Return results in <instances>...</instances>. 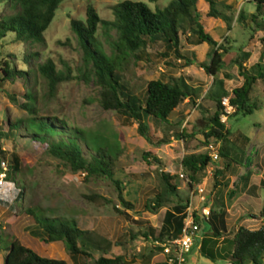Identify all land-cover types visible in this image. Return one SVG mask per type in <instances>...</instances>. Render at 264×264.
I'll list each match as a JSON object with an SVG mask.
<instances>
[{
	"label": "rangeland",
	"instance_id": "1",
	"mask_svg": "<svg viewBox=\"0 0 264 264\" xmlns=\"http://www.w3.org/2000/svg\"><path fill=\"white\" fill-rule=\"evenodd\" d=\"M121 0H62L54 16L43 31V40L32 44L11 42L8 38L0 41V48L10 60L15 69L29 71L27 81L19 78L0 81V126L6 131L7 123L19 117H26L27 111L21 106L27 98L25 93L31 91L35 100V115H52L63 118L69 125H75L85 130L94 145H104L110 148L117 144L121 152L115 160L114 178L120 183V189L108 178H87L83 172H72L62 161L48 152L42 146L35 147L27 138L0 137V147L5 151L2 157L4 165L11 164L12 153L19 159V170L12 172L0 185V239L1 244L9 237L6 233L16 236L22 243L37 254L45 257L67 259L69 264H94V259L105 254L107 257L122 255L125 264H163V255L155 246L154 240H148L137 234L143 230L146 222L158 230L161 226L164 211L170 205L159 207L155 212L146 208V202L156 192L161 191L163 182L161 172L172 175L173 181L182 196H188L190 188L184 180L178 177L180 158L187 152H203L206 143L202 131L208 123V117L215 109L212 98L204 96L201 106L190 109L187 121L171 126V115L168 121L147 117L150 141L138 134L136 122L126 118L113 109H103L94 98L95 84L92 79L84 80L80 72L84 67L83 50L77 35L70 27V20L84 19L87 4L96 9L99 17L111 20V6ZM150 8L163 7L169 0H144ZM231 7L226 8L222 2H217L218 10L223 11L232 20L230 29L226 28L224 20L207 15L208 3L198 0L196 8L201 16V22L213 38L227 47L228 50L249 56L242 62L246 68L260 60L264 62L263 31L256 28L249 14L255 12V0H223ZM8 0H0V17L15 12L16 7ZM241 14L243 18H238ZM262 17L264 18V5ZM8 36V34H7ZM114 29L107 30L99 23L96 38L106 54L110 53L109 38H115ZM182 48L191 46L182 37ZM204 46V47H203ZM209 45L198 44L196 56L198 60L208 61ZM161 44L147 47L132 57L127 63L123 80L137 93L142 92L151 78H164L170 75H182L195 84L199 96L212 85V77L196 64L178 68L181 61L175 65L164 64V57L159 55ZM37 52L25 61L23 55ZM224 54V53H223ZM261 56V57H260ZM50 59L57 70L69 75L68 79L60 81L54 90L49 89L47 80L36 70V65ZM89 66V65H88ZM219 85H213V91L219 89L221 96L231 93V89L240 85L242 76L236 64L226 65L217 74ZM205 88V90H204ZM203 89V91H202ZM251 98L257 99L259 108L249 114L238 113L229 115L224 122L229 130L225 146L226 158L210 163L201 175L205 180V192L211 209H218L219 202L227 209L225 237L242 225L251 229L261 225L260 211L264 206V82L258 80L251 91ZM14 99V100H13ZM181 128L183 131L180 135ZM161 141V142H160ZM97 142V143H96ZM210 142L220 147L221 141L212 139ZM113 148V147H112ZM149 151L146 158L143 153ZM153 155L158 161L153 159ZM232 160H230V159ZM224 163V164H223ZM228 165L222 171V176L214 177L215 168ZM230 166V167H229ZM7 170V169H6ZM250 170L249 180L239 179L240 175ZM205 174L208 175L205 178ZM249 184V185H248ZM23 193L19 196V190ZM121 191L125 200L133 204L128 209L120 204L118 192ZM98 192L112 199L119 208L126 210L128 215H119L111 204L96 206L87 201L84 193ZM41 207L44 210L34 211L37 218L43 221L40 213L45 216H73L80 227L92 230L103 243L109 242L105 253L90 248L91 258L71 259L59 241L43 243L34 235L28 234L27 228L33 226V219L25 210L30 207ZM200 236L210 230L207 220H201ZM135 238H130L129 234ZM234 235V234H233ZM201 240L196 238L187 255L185 264H230L232 261L223 259L211 260L203 256L199 250ZM229 245V244H228ZM59 246V247H58ZM63 256V257H62ZM1 264V253H0ZM236 264V263H234Z\"/></svg>",
	"mask_w": 264,
	"mask_h": 264
},
{
	"label": "trees",
	"instance_id": "2",
	"mask_svg": "<svg viewBox=\"0 0 264 264\" xmlns=\"http://www.w3.org/2000/svg\"><path fill=\"white\" fill-rule=\"evenodd\" d=\"M16 7L14 13L0 17V41L8 38L11 42H24L32 44L43 40L42 33L50 24L55 10L62 0H8ZM155 1V0H149ZM198 0H169L163 7L155 6L150 8L144 0H121L111 6L113 18L111 20L101 19L93 5L87 4L84 19L70 20V27L77 35V40L83 50L84 67L80 76L89 81L92 79L95 84L94 98L103 109H113L122 116L136 122V130L139 135L150 141L148 134L147 117L168 121V118L176 112V118L170 124L178 126L182 124L192 107L201 106L197 103L199 98L198 88L182 75L168 78H151L147 81L142 92H135L129 84L123 80V73L127 63L132 57H140L138 52L154 44H161L162 50L159 55L164 57V64L177 66L175 61H181L178 68L186 65L196 64L203 68L207 75L212 77V85H219L218 72L226 65L236 64L240 75L241 84L232 88L229 95V102L234 106V111L229 115L238 113L249 114L259 108L257 99L251 98V91L258 80L264 82V62L253 63L250 68L242 65V62L249 56L248 52L240 54L228 50L223 44L218 43L213 36L205 30L201 22V16L196 8ZM223 0H206L208 3L207 15L224 20L226 28L230 29L232 17L217 9V2ZM255 12L250 13V19L255 23L256 28L263 31L264 18L262 17L264 0H255ZM243 18L239 13L238 18ZM99 23L105 25L106 29H114L115 38H109L110 53L106 54L96 38V31ZM8 34V36H7ZM182 37L190 48H182ZM264 39V37L262 38ZM206 42L209 45L207 52L208 61L198 60L194 46ZM224 53V54H223ZM37 52H32L22 57L25 61ZM261 57V56H260ZM89 65V66H88ZM36 70L47 80L49 89L52 91L56 85L68 79L67 73L57 70L54 63L47 59L36 65ZM28 70L15 69L11 66L10 60L4 55L0 48V81L13 80L14 78L27 81ZM209 87L204 95L212 98L215 102V109L208 117V123L202 131L203 141L206 145L212 140L221 141L218 152L221 157L226 158L227 140L229 130L225 123L219 118L222 110L220 103L221 91H213ZM27 98L21 106L27 111L26 117H19L7 124V130L3 131L0 126V137L7 136L15 138H27L30 144L35 147L42 146L45 151L60 159L63 165L72 172L81 171L87 178L103 177L108 178L120 189L119 181L114 178V164L121 148L117 144L108 148L104 145H94L88 138L84 129L69 125L63 118L52 115H35L33 101L34 94L31 91L25 93ZM202 98V100H203ZM187 99L188 109L181 111L178 107ZM14 100V99H13ZM228 115V116H229ZM183 131L181 128L180 135ZM161 142V141H160ZM97 143V142H96ZM113 147V148H112ZM151 155L146 151L143 157ZM5 156V151L0 147V162ZM153 159L158 158L153 155ZM230 159V158H228ZM232 160V159H230ZM211 157L207 150L203 152H187L180 158V167L191 182H198ZM215 168L214 177L222 176L223 169ZM1 170V168H0ZM19 170L18 156L12 153L11 164L6 170L8 179L12 172L17 174ZM163 188L146 202V208L155 212L159 207L169 204L166 207L161 226L155 230L149 222L143 230H137L143 238L159 242L169 237L178 235L183 219V210L187 205L188 196H182L173 181L171 174L160 173ZM249 173L241 176L245 182ZM23 189L19 190V196ZM83 197L96 206L112 205V209L119 215H128L126 210L116 206L112 199L98 192L84 193ZM121 206L132 208L133 204L125 200L118 192ZM44 210L41 207H28L25 212L33 219V226L29 230L31 235L37 236L43 243L61 240L68 256L74 261L78 257L91 258L90 248L105 253L109 242L103 243L92 230L79 226L77 219L73 216H45L40 213L43 221L35 215L34 211ZM224 209H213L208 218L211 235L218 237L221 230H226ZM261 225L251 229L245 226H238L233 237L227 241L230 245L228 252H219L210 246L214 243L212 237H205L199 245L201 254L211 260L230 259L236 264H264V206L260 211ZM195 219H199L195 214ZM0 225H3L0 222ZM9 237L1 244V264H68L64 259L45 257L37 254L33 249L24 245L15 236L6 233ZM135 238L134 234H129ZM158 250L160 246L155 245ZM164 261V260H163ZM94 264H125L122 255L107 257L105 254L94 259ZM165 264V262H163Z\"/></svg>",
	"mask_w": 264,
	"mask_h": 264
},
{
	"label": "built area",
	"instance_id": "3",
	"mask_svg": "<svg viewBox=\"0 0 264 264\" xmlns=\"http://www.w3.org/2000/svg\"><path fill=\"white\" fill-rule=\"evenodd\" d=\"M220 103L222 105V110L219 118L222 122H225L228 115L234 111V106L229 102V95L221 96ZM206 150L211 157L210 163L218 162L220 158L218 147L213 145L212 142H209L206 145ZM1 164L4 165V162L1 161ZM6 169V167L2 166V170H0V185L6 177ZM204 176L205 178L208 177L207 174ZM178 177L184 180L189 187L190 181L181 167L178 171ZM191 184V187H189L190 190L187 205L183 210V219L178 235L169 237L163 242L157 240L154 241L155 245H158L161 248L160 251L163 255L165 264L186 263L187 255L194 245L196 238L199 236L201 220H208L211 214L212 209L205 192V180L200 179V181L191 182ZM195 214H198L199 219H195Z\"/></svg>",
	"mask_w": 264,
	"mask_h": 264
},
{
	"label": "crops",
	"instance_id": "4",
	"mask_svg": "<svg viewBox=\"0 0 264 264\" xmlns=\"http://www.w3.org/2000/svg\"><path fill=\"white\" fill-rule=\"evenodd\" d=\"M205 43L206 42H203V43H200V44H203V45H205ZM196 47H197V45L196 46H194L193 47V49L195 50V52H197L196 51ZM204 47V46H203ZM172 76H174V74L172 75ZM179 76V75H178ZM174 77H177V76H174ZM168 78V77H167ZM195 87H196V85L195 84H193ZM204 90H205V88H204ZM202 91H203V89H202ZM203 95H204V93L201 95V96H199V98H197V103H201L202 102V98H203ZM186 102H187V99H185V101L178 107V109L179 110H181V111H184V110H186V109H188V105L186 104ZM190 114V113H189ZM188 114V115H189ZM173 115H176L177 116V114H176V112L175 113H173ZM188 115L186 116V118H185V120L183 121V122H186L187 121V117H188ZM176 116H175V118H176ZM174 119V118H173ZM182 122V123H183ZM224 164V163H223ZM228 166V165H227ZM226 166V167H227ZM222 167V166H221ZM230 167V166H229ZM250 170H247L246 171V173H249V176H250V172H249ZM262 173L264 174V170L262 171ZM241 176L242 175H240L239 176V179H241ZM248 180H249V178H248ZM249 185V184H248ZM219 207H218V210L219 209H224L225 210V220H226V215H227V209H225V207H224V203L222 202V201H220L219 202ZM260 221H261V217H260ZM201 228H202V226H201ZM28 231V230H27ZM200 231H201V229H200ZM199 231V232H200ZM236 231V230H235ZM235 231L233 232V234L235 233ZM226 232H229L228 230H221V234H220V236H218V237H213L212 235H211V230H209L208 232H205V234L204 235H201L200 236V234H199V238H200V240L202 241V239L203 238H205V237H212V238H214L215 239V242L214 243H212V242H210V246H213V248L215 249V250H217V251H219V252H228L229 251V249H230V245H228L227 244V241L228 240H230L232 237H233V234H232V236H230V237H225L224 236V234L226 233ZM28 234H30L29 233V231H28ZM16 237V236H15ZM36 238H38L37 236H35ZM19 239V238H18ZM20 240V239H19ZM38 240H40L39 238H38ZM56 241H59V240H56ZM61 241V240H60ZM20 242L22 243V241L20 240ZM51 242H53V241H51ZM50 243V242H49ZM59 243H61L62 245H63V242L61 241V242H59ZM59 247V246H58ZM64 247V246H63ZM65 250V249H64ZM63 257V256H62ZM54 258V257H53ZM64 260L67 262V259H65L64 258ZM223 260H226V261H231L230 259H228V258H226V259H223ZM76 261V260H75ZM74 261V263H76ZM68 263V262H67ZM69 264V263H68ZM230 264H234L233 262H231Z\"/></svg>",
	"mask_w": 264,
	"mask_h": 264
}]
</instances>
